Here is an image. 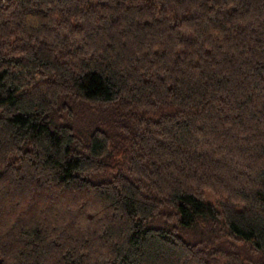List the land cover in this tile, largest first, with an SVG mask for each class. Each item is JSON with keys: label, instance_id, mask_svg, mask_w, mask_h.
Returning <instances> with one entry per match:
<instances>
[{"label": "trees", "instance_id": "1", "mask_svg": "<svg viewBox=\"0 0 264 264\" xmlns=\"http://www.w3.org/2000/svg\"><path fill=\"white\" fill-rule=\"evenodd\" d=\"M220 233L264 260V0H0V264Z\"/></svg>", "mask_w": 264, "mask_h": 264}, {"label": "rangeland", "instance_id": "2", "mask_svg": "<svg viewBox=\"0 0 264 264\" xmlns=\"http://www.w3.org/2000/svg\"><path fill=\"white\" fill-rule=\"evenodd\" d=\"M98 118V117H97ZM206 246L200 244L201 247H205L206 250L210 249L218 254L222 263L227 262H243L244 264H257V262L264 263L263 257L255 252L249 245L244 242L238 241L234 238L220 233L212 239L205 242Z\"/></svg>", "mask_w": 264, "mask_h": 264}]
</instances>
